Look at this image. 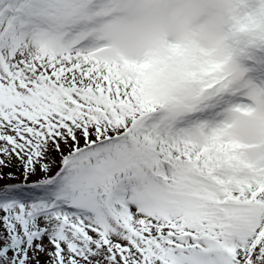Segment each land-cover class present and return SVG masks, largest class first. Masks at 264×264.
<instances>
[{
	"label": "snow or ice",
	"instance_id": "1",
	"mask_svg": "<svg viewBox=\"0 0 264 264\" xmlns=\"http://www.w3.org/2000/svg\"><path fill=\"white\" fill-rule=\"evenodd\" d=\"M0 264H264V0H0Z\"/></svg>",
	"mask_w": 264,
	"mask_h": 264
}]
</instances>
